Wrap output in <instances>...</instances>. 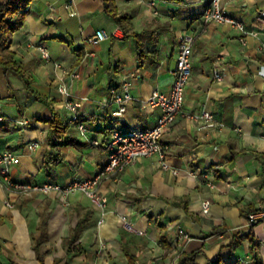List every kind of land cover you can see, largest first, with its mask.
<instances>
[{
    "label": "crops",
    "instance_id": "obj_1",
    "mask_svg": "<svg viewBox=\"0 0 264 264\" xmlns=\"http://www.w3.org/2000/svg\"><path fill=\"white\" fill-rule=\"evenodd\" d=\"M32 1L9 46L32 90L0 67V152L12 148L21 155L12 168L17 181L67 184L103 171L112 129L156 123L161 109L149 99L155 90L170 91L186 31L194 36L193 69L183 113L162 139L179 172L162 169L153 155L117 175L105 174L98 186L108 198L105 212L82 191L66 202L55 191L11 196L0 187V264H128L126 249L137 264H178L183 252L195 250L198 264L220 256L222 264H251L250 239L233 244L237 233L249 231L264 263V221L250 225L242 213L264 209V0H223L254 31L246 44L237 28L204 18L207 0H115L118 12L128 16L123 25L107 14L104 0ZM100 29L108 32L106 40L97 38ZM134 32L142 33V59ZM123 81L132 83L133 98L116 118L110 88ZM61 84L69 95L60 92ZM71 102H80L76 112ZM203 107L216 125L189 116ZM54 112L80 144L60 146L63 162L46 169V120ZM80 123L88 128L85 136ZM35 141L38 147L31 148ZM205 200L209 214L202 209ZM179 228L191 239H180ZM76 230L79 237L70 244Z\"/></svg>",
    "mask_w": 264,
    "mask_h": 264
},
{
    "label": "built area",
    "instance_id": "obj_2",
    "mask_svg": "<svg viewBox=\"0 0 264 264\" xmlns=\"http://www.w3.org/2000/svg\"><path fill=\"white\" fill-rule=\"evenodd\" d=\"M71 2L67 4L68 8L72 7ZM29 7L28 5V8ZM203 16L209 22L220 25H230L237 28L243 34L241 39L244 44H246V36L254 32L247 29L245 21L241 17L233 16L225 9L223 0H207ZM108 36V32L105 29L97 31V38L99 40H106ZM193 42L194 36L188 31L181 35L177 66L173 71V82L170 91L162 92L160 90H155L149 99V102L153 106L160 107L161 109L156 123L146 128L134 127L125 130L112 129L105 144L108 164H106L103 171L90 178L74 179L67 184L57 182L40 183L32 179L29 181H17L12 177V168L21 162V155L15 149L7 148L0 152V187L5 188L11 196L16 195V193L29 194L32 191H39L42 193L55 191L59 193L66 202L71 193L82 191L96 203L102 212H105L108 198L98 190L101 178L105 174L117 175L123 172L128 166L136 163V161L142 157H152L153 155L158 157L162 169L178 173V169L174 168L168 160L170 149L168 146H164L162 139L164 134L172 128L174 122L184 110L187 87L193 69ZM37 48L42 52L44 58H50V54L43 44L38 45ZM78 75V73H73V76ZM214 76H216L215 78L218 80L222 78L219 71H216ZM59 90L66 94V96L70 94L65 84H61ZM131 90L132 83L129 81H123L119 85L111 86L110 100L117 104V108L113 111V115L116 118L125 115L128 104L133 98ZM69 107L76 112L77 108L80 107V102H71L69 103ZM189 116L196 120L205 118V120L208 121V125H216L213 120L212 112L206 107L192 112ZM73 120L77 121L78 115H75ZM78 128L81 135L85 136L87 134L88 128L85 124H78ZM95 143L98 144L99 142L95 141ZM38 145V142L35 141L30 147L36 148ZM205 175L209 177L208 173ZM210 184L214 186L212 183ZM5 204L8 207H14V202L11 198H7ZM210 207L211 202L209 200L202 202V209L205 213L209 214ZM258 221H264V209L250 212V225ZM125 223L128 228H132V223L130 221L126 219ZM178 234L180 239L184 241L191 239L189 232L183 228H179Z\"/></svg>",
    "mask_w": 264,
    "mask_h": 264
},
{
    "label": "trees",
    "instance_id": "obj_3",
    "mask_svg": "<svg viewBox=\"0 0 264 264\" xmlns=\"http://www.w3.org/2000/svg\"><path fill=\"white\" fill-rule=\"evenodd\" d=\"M31 2L33 1L8 0L0 3V67L4 68L6 71H13L20 75L30 91L32 90L30 88L32 80L25 72L22 65L14 59V53L9 49V46L12 40V35L23 27L25 17L28 14V5H30ZM104 2L107 14L113 17L118 24L123 25V22L128 16L118 12L115 0H104ZM132 34L138 40V47L140 48L139 57L142 59L147 55L141 42L142 33L134 32ZM37 97L40 96L37 95ZM46 121L51 124L48 133L50 149L46 152L44 161V166L47 169L50 166L63 162L64 159L60 155V152H58L60 146L78 145L80 144V141H78L76 137L67 134L68 124L62 120L58 113L54 112L52 118ZM170 202L176 203L175 201ZM255 210L257 211V209H243L242 213L249 216L250 212H254ZM78 231L79 230H76V233L72 235L70 244H73V242L79 237ZM245 238H249L251 242V253L253 255L251 264H264L262 257L258 254L259 245L252 231L246 232L245 234L237 233L234 236L233 244L237 246L241 244ZM199 252V250L183 252L179 257L178 264H198L196 262V257ZM126 253L129 257L128 264H137V256L127 249ZM212 264H222V257L220 256L217 260L212 261Z\"/></svg>",
    "mask_w": 264,
    "mask_h": 264
},
{
    "label": "rangeland",
    "instance_id": "obj_4",
    "mask_svg": "<svg viewBox=\"0 0 264 264\" xmlns=\"http://www.w3.org/2000/svg\"><path fill=\"white\" fill-rule=\"evenodd\" d=\"M106 146V145H105Z\"/></svg>",
    "mask_w": 264,
    "mask_h": 264
}]
</instances>
